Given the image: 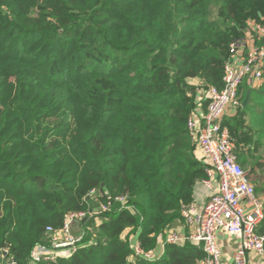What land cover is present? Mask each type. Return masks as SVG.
<instances>
[{
	"label": "trees",
	"instance_id": "trees-1",
	"mask_svg": "<svg viewBox=\"0 0 264 264\" xmlns=\"http://www.w3.org/2000/svg\"><path fill=\"white\" fill-rule=\"evenodd\" d=\"M253 22L264 0H0V252L29 264L47 227L126 196L133 211L81 222L77 251L41 264L204 259L186 243L135 260L131 238L154 251L193 203L206 166L188 121L223 89L230 44ZM248 92L223 122L263 194L264 71L242 104Z\"/></svg>",
	"mask_w": 264,
	"mask_h": 264
},
{
	"label": "built area",
	"instance_id": "built-area-1",
	"mask_svg": "<svg viewBox=\"0 0 264 264\" xmlns=\"http://www.w3.org/2000/svg\"><path fill=\"white\" fill-rule=\"evenodd\" d=\"M229 51L230 57L224 67L223 89L209 88L204 95L207 101L205 112L202 113L199 107L188 121V129L206 166V178L201 183L209 194L207 202L202 209L195 203L184 206L181 216L188 233L182 237L169 228L163 241L164 247L183 246L186 243L197 245L205 257L194 264H227L222 260L218 240L220 233L239 241L233 264H249L247 255L250 252L264 256V234L259 232L264 221V193L256 191L249 173L239 163L237 145L223 122L229 110L238 112L243 107L240 98L243 82L254 80L259 83L263 80L264 25L253 22L248 36L232 42ZM241 51L244 55L240 58ZM116 204L120 210L133 211L126 196H116L101 203L97 210L68 214L57 231L47 227L50 243L36 246L29 264L56 262L66 254L75 253L79 239L74 235L73 227L109 212ZM131 248L133 259L157 261L154 251L144 250L139 241L131 244ZM0 264H16L9 258L8 249L0 252Z\"/></svg>",
	"mask_w": 264,
	"mask_h": 264
},
{
	"label": "crops",
	"instance_id": "crops-1",
	"mask_svg": "<svg viewBox=\"0 0 264 264\" xmlns=\"http://www.w3.org/2000/svg\"><path fill=\"white\" fill-rule=\"evenodd\" d=\"M241 52L239 53L240 58L242 57L241 55L243 54V51H241ZM248 81L252 85V87H257L262 82L261 81L258 83L257 81H254V80H248ZM206 106L207 105H204V106L202 105V107L200 108L202 113L205 112ZM235 115H236V111L231 109V110H229V113L225 117V119L234 117ZM196 155L201 160V158H202L201 152L198 149H197ZM208 195L209 194H208V191L205 188V186H203L202 183L198 184L195 187L193 203H195V205L199 209H202L207 202ZM170 229H173L174 231H176L178 233V235H180L182 237L188 233V230L185 228L183 221L176 222L173 226L170 227ZM218 240H219V244H220V247H221L222 253H223L222 260L227 264H233L235 255L239 249V241L235 238L229 237L228 235H226L224 233H220L218 235ZM136 242H138V237L137 236L132 237L131 238V244H134ZM164 251H165V247L163 246V241H162L158 245V247L154 250V254H155L157 260H159L163 256ZM247 258H248L249 264H264V256H259L256 253H253V252L248 253Z\"/></svg>",
	"mask_w": 264,
	"mask_h": 264
},
{
	"label": "rangeland",
	"instance_id": "rangeland-1",
	"mask_svg": "<svg viewBox=\"0 0 264 264\" xmlns=\"http://www.w3.org/2000/svg\"><path fill=\"white\" fill-rule=\"evenodd\" d=\"M248 33H249V28H247L246 31L244 32V38H246L248 36ZM100 205L101 204L98 205V208L100 207ZM73 232H74V235L76 236V238H78L79 240L84 235V230L80 224H78V226L73 227Z\"/></svg>",
	"mask_w": 264,
	"mask_h": 264
},
{
	"label": "water",
	"instance_id": "water-1",
	"mask_svg": "<svg viewBox=\"0 0 264 264\" xmlns=\"http://www.w3.org/2000/svg\"><path fill=\"white\" fill-rule=\"evenodd\" d=\"M249 98H250V92H248V94H247V96L243 102V108L246 107V105L248 104Z\"/></svg>",
	"mask_w": 264,
	"mask_h": 264
}]
</instances>
